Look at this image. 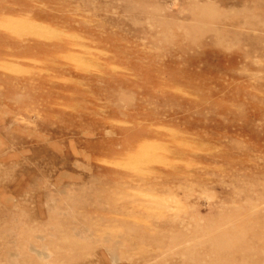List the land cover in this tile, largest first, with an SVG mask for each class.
Instances as JSON below:
<instances>
[{
	"label": "rangeland",
	"instance_id": "rangeland-1",
	"mask_svg": "<svg viewBox=\"0 0 264 264\" xmlns=\"http://www.w3.org/2000/svg\"><path fill=\"white\" fill-rule=\"evenodd\" d=\"M0 264H264V0H0Z\"/></svg>",
	"mask_w": 264,
	"mask_h": 264
}]
</instances>
